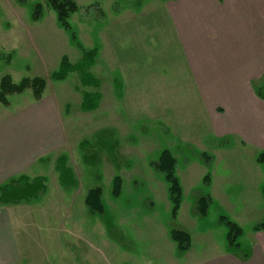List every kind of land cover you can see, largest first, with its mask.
Segmentation results:
<instances>
[{
	"label": "rangeland",
	"instance_id": "374dc122",
	"mask_svg": "<svg viewBox=\"0 0 264 264\" xmlns=\"http://www.w3.org/2000/svg\"><path fill=\"white\" fill-rule=\"evenodd\" d=\"M73 1L79 9L70 15L67 31L46 0H0V82L9 75L15 83L24 78L47 83L41 101L28 90L11 96L9 107L0 105V151L5 152L0 169L8 167L0 174V188L21 176L47 180L37 200L0 204V227L6 221L9 228L0 229L1 241L6 240L0 264H198L182 258L185 252L171 239L172 230L192 232L193 252L201 258L207 251L214 254L215 245L240 255L244 251L228 246V229L217 224L221 216L230 219L219 201L191 224L192 231L185 230V219L182 225L171 218L169 185L153 167L165 150L175 157L180 209L192 219L200 191L211 193L202 185L207 174L214 183L229 175L225 161L233 162L235 173L238 160L258 161L264 153L263 145H247L240 132L218 133L220 119L213 128L205 116L204 95L189 84L188 59L177 51L165 18L170 0ZM38 4L42 15L35 21ZM84 51H96L92 73L99 88L83 87L77 73L52 79L63 57L76 64ZM260 81L253 92L264 86V78ZM85 93L100 95L96 110H82ZM255 109L264 121V102ZM85 151L97 152L98 164L84 163ZM202 154L209 155L210 166ZM61 157L75 175L73 187L60 184ZM220 186L232 191L234 182ZM97 188L104 212L92 215L85 200ZM202 231V239L195 236Z\"/></svg>",
	"mask_w": 264,
	"mask_h": 264
},
{
	"label": "crops",
	"instance_id": "0c3cea01",
	"mask_svg": "<svg viewBox=\"0 0 264 264\" xmlns=\"http://www.w3.org/2000/svg\"><path fill=\"white\" fill-rule=\"evenodd\" d=\"M167 14L165 18L176 39V49L186 55V68L192 71L189 84L201 88L203 110L211 119L212 127L220 119L218 133L240 132V138L247 145L264 148V121L259 122L255 109L264 101H258L252 89L253 85L262 84L260 80L264 78V0H170ZM218 109L223 112H217ZM4 153L0 151V163L5 161L2 160ZM14 161L10 159L9 164ZM237 162L241 168L233 173V162L225 161L229 175L217 177L214 183L211 181L208 194L242 228L240 238L247 241L246 244L238 242L237 250L244 252L239 255L228 249L219 250V245L213 243L214 254L204 252L203 258L194 254L189 230H193L199 216L189 219L187 212L180 209L176 223L183 225L185 219L189 224L184 228L191 234L188 233L191 246L183 259H196L198 264H264V232L253 231L264 220V163H259L257 157ZM7 170L8 167L0 169L1 177ZM223 181L228 184L233 181V190L222 189L220 182ZM5 224L1 230L9 229L6 221ZM245 225L248 235H245ZM205 234L202 231L195 236L202 239ZM4 241L0 239V248ZM13 251L18 253L15 246Z\"/></svg>",
	"mask_w": 264,
	"mask_h": 264
},
{
	"label": "trees",
	"instance_id": "16d2710c",
	"mask_svg": "<svg viewBox=\"0 0 264 264\" xmlns=\"http://www.w3.org/2000/svg\"><path fill=\"white\" fill-rule=\"evenodd\" d=\"M24 1V0H19ZM48 7H51L57 12L58 22L65 30L70 31L69 24L70 15L77 12L79 7L73 0H46ZM42 15V6L36 5L34 8L33 19L38 21ZM79 47H81L79 45ZM96 51H84L82 59L76 64H71L67 57H63L60 63L59 70L52 75L54 81H64L72 73H77L83 87L97 89L100 86V81L92 73V68L95 65ZM47 83L42 78H24L21 82L15 83L11 76H4L0 82V105L9 107V98L13 95H21L28 90L33 92L36 101H41ZM257 96L264 101V86L257 88ZM101 97L98 93H85L83 96L82 110L91 112L98 108ZM228 144V142L226 143ZM88 143H83L82 148L88 147ZM84 156V163L95 166L98 164L99 156L97 152L88 153ZM207 166H210V157L207 154L201 155ZM259 163H264V153L258 158ZM177 160L169 151H164L158 162L154 163L155 171L164 175L165 181L169 185V198L171 201V218L177 219L183 199V191L179 178L176 175ZM57 170L59 181L63 188H70L76 184L75 175L67 166L66 158L61 157L57 160ZM212 178L207 174L203 179V187L208 188L211 185ZM47 180L44 177L30 179L27 176L11 179L6 185L0 188V204L1 205H17L24 202H32L37 200L46 191ZM120 182L119 179L115 182L114 194H119ZM199 193V192H198ZM264 196V186L262 188ZM212 198L209 194L200 191L195 203L194 212L197 216H207L212 205ZM86 207L90 214L101 215L104 212L102 202L101 189H92L89 191L86 200ZM219 226H225L228 229L227 242L229 248L239 247L238 239L242 236L243 230L236 223L226 216H221L217 223ZM254 232H264V220L253 227ZM171 239L177 244L182 252H186L191 246V237L189 234L177 230L171 231Z\"/></svg>",
	"mask_w": 264,
	"mask_h": 264
}]
</instances>
